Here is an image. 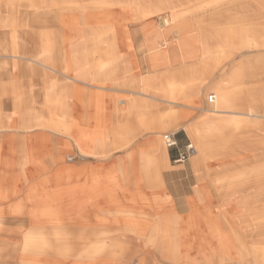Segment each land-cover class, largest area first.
<instances>
[{"label": "bare ground", "instance_id": "obj_1", "mask_svg": "<svg viewBox=\"0 0 264 264\" xmlns=\"http://www.w3.org/2000/svg\"><path fill=\"white\" fill-rule=\"evenodd\" d=\"M217 2L220 6L224 3L223 0ZM70 4L71 20H68V24L66 25H69L70 29L75 33L72 37L73 39L74 37H86L85 35L88 32L83 31V22L93 24L98 29L101 24L106 23L108 21L107 11L109 8L120 10L122 14L118 15V18L124 22L128 18L123 16V13L138 11L146 16L147 13L151 14L160 10L165 11V9L173 6L175 2L174 0H82L81 3L80 0H70ZM232 6L245 9L244 12L242 11V15L240 11L236 12L239 17L244 16V18H249V20L264 18V0H233L231 2ZM72 13H76V15ZM136 18L132 16L129 20H135ZM158 27H163L164 29L160 30ZM152 30L155 34L156 42L152 46L151 51L161 49L164 44L166 47L165 54L169 60V66L166 68L161 79L157 76L151 79L152 88L157 92L161 91L162 99L166 102L178 103L177 101H183L187 103V105L185 104L186 106L201 111H208L211 115L202 119V127L200 129L198 128V124L185 125L182 123L186 115L192 114L188 110L185 111L183 108L177 109L167 106L158 109V105L155 104L153 106L155 110L151 112L143 108L145 103L142 99L132 96L127 100L122 99L125 105L123 108V115L125 116L124 121H122L123 123L107 130L110 134L116 133L117 140L112 144L117 145L116 148H122L134 140L139 134L134 125L139 124L146 130H159L166 128L168 123L172 121L170 119L162 121V119H167L168 117L174 119L176 115H179L181 116V118L179 117L181 120H178L179 122L177 121L175 124L177 126L182 125L189 136L188 138L194 144L192 146H195L198 151V155L193 161V168L195 171L204 168L203 170L205 171V175L196 173L198 182V185L194 189L196 196L199 194L204 195V190L211 187L220 189L224 182H227L230 189V191L228 190L229 196L243 193L244 188L252 183H257L263 187L264 156L261 155L259 158V156L255 155L256 162L252 163V169L249 171L239 168L243 166V161L238 164V168L231 163L223 161L226 155H232L240 149H248L254 152L261 146H264L263 139L251 135L254 128L264 131V122L257 120V117L263 116L260 115L262 112L256 107L251 106L242 93L243 76L247 75L254 67L253 60L255 57L247 56L235 61L225 72L227 76L221 77L216 84L208 88L213 91L212 94L215 96L214 102L209 103L208 108L201 106L200 93L191 92L192 89L196 88H191L190 86L196 83L194 74L197 69L210 71L215 64L221 62L225 55L224 52L228 47H232L236 51L263 47L264 33H251L249 35L248 31L245 30L230 34H216L214 32L203 34L199 32L190 33L192 25L188 19L180 18L170 13L160 16L157 20V26ZM88 36L97 38L99 34H90ZM21 41L26 40L23 39ZM232 41L233 43H231ZM84 48L85 46L82 45H70L69 52L74 54L80 52L86 53ZM23 51L21 50V52ZM257 57L260 58L259 55ZM33 58V60L31 59L32 62H28L25 67L27 70L38 72L40 69L31 64L42 66L44 65V60L41 59V56ZM209 63L213 65L212 68ZM100 66L103 68L104 64ZM58 68L65 75L66 80L59 81V84L56 86L51 85L49 88H46L43 105L52 116L57 115L58 119L56 124L49 125L48 123V127L54 130L61 129L63 133L70 137V133L75 132L74 127H76L75 125L74 127L71 126L73 120L70 121V117H73V114L62 106L55 96V92L60 86L61 91L58 93V96H70V76L63 72V70L69 72V68L64 69L59 65ZM208 95L206 96V101ZM56 108H58L59 113L56 112ZM25 112L27 115L31 114L30 107H27ZM134 112L135 114L132 116ZM7 115L2 116L3 120ZM31 116L29 115L30 119L16 126L14 123L9 127H14V129L28 127L31 120L39 121L40 119V116ZM242 128H246L243 130H247V134H244ZM71 136L75 138L76 144L79 145L81 152L84 154L99 155L110 152V142L105 143L102 140H94L97 137L95 132L92 134L89 132L85 133L82 126ZM38 139L42 143L39 147L35 144L32 154L28 152L25 144H13L12 146L13 151L28 154L27 158L21 163L22 172H27L32 164H36V168L39 170H45L50 168L52 164L62 161V151L58 145L53 146L52 141L46 136H39ZM40 147L44 150L54 148V152L58 153V155L53 153V155L44 159L35 157V150ZM47 153L49 155V151ZM208 160H215L219 163L218 171L221 174L217 178L209 176L208 169L205 167V162ZM1 161L3 162L2 164L6 165L10 163L8 157H5ZM110 167L111 169L104 173H89L88 177L90 181L82 185V187L86 188L87 195L91 197L90 207L97 211L92 215V222H90V217H86L81 211L72 215L68 213L67 209L61 208L59 203L52 199L50 191L42 184L39 186L32 185L24 192L23 198L26 202L27 217L22 218L23 222L18 228L22 227L24 223L27 226L24 228L25 230L22 233L21 239L14 235V228L6 227L8 217L5 214L9 213L11 205L7 206L8 208L5 212L0 210V235L3 232H8L9 235L15 236L14 245L9 250V258L13 257L16 259V262H20L21 264H58L60 262L94 264L99 259L101 249L93 248L87 253L74 254V251L72 252L69 248V235L66 231V226L68 225L66 222L69 221L70 225L75 228H84L92 223L97 225L94 228H98V225H103L107 221H109V224L111 222L118 223L123 230L131 231L141 239H144L146 231L149 230L150 234H153L154 237L153 239H146V244L161 248L162 252H172L179 255V253L187 252L190 249V244L184 237V226L187 224L191 230L201 231L202 228L200 229L197 226L203 219L206 221V229H208L209 233L223 250H235L231 248L230 241L228 240L230 233L223 229L216 217L214 206H204L198 209L196 208V202L193 198L189 197L185 201L187 212L183 214L177 209L173 197L166 191L163 172L170 168V161L166 147L160 137L156 136L148 146L138 145L134 151H130L127 155L116 157L110 164ZM18 178L20 179L21 175H18ZM70 178V164L65 163L58 164L51 175L46 177V179H52L57 184L56 187H58V184H70ZM202 182H205V184H202ZM111 184L116 185L118 192L116 193L115 190L113 191L115 194L112 192L108 196L107 199L110 205L113 206V211L112 207H109L111 210L107 208V215H105L102 212L103 201L96 199L98 196L96 191L100 185H104L106 186L104 188L108 189ZM14 188L5 187L0 178V200L7 201L11 196L13 197L16 194V189ZM259 188H257L254 194H261ZM144 189L150 192V197L144 192ZM160 194L164 197L160 198ZM118 196L125 198L130 204L139 203L140 205L149 207L153 213L152 217L145 215L142 211L137 210L138 212H136V209L129 208L127 207L128 205L118 203ZM94 197L95 199H93ZM245 203L248 204L246 201ZM63 214H66L65 218L62 217ZM251 230L248 229L247 231L250 233ZM102 231L100 230L101 233ZM93 234L97 235L98 233ZM108 253L103 261L111 259Z\"/></svg>", "mask_w": 264, "mask_h": 264}, {"label": "rangeland", "instance_id": "obj_2", "mask_svg": "<svg viewBox=\"0 0 264 264\" xmlns=\"http://www.w3.org/2000/svg\"><path fill=\"white\" fill-rule=\"evenodd\" d=\"M217 1L219 0H174L175 4L170 8L165 9V11L160 10L151 14L147 13L146 16H144L143 13H140L138 11L123 13L124 14L123 16L128 18V20L124 22L122 20L120 21L118 18V15L122 14L120 10L109 8L107 11L108 21L103 25L101 24L99 29L93 24L83 22L82 29L84 32H88L85 35L86 37H84L85 38L84 42H91L90 38L93 36H88V35L99 34V37L101 36L119 37L123 40L122 44L119 43V45H115L114 40L105 39V41L103 42H107L108 44L106 45L98 46V44L95 45L90 44L84 46L86 48V51L88 52H91L90 49L92 50V48H95V50L98 51L97 53H104V54L107 48L114 47L115 48L114 56L118 57L119 55L117 54L120 53L121 51L125 53V51L120 49L131 48L129 44L131 34L126 29V25L129 23L139 24L138 32H139V36L142 37V40L140 45L138 46V51L144 54L145 61L149 64L150 70L149 72H147V74L145 75L139 74L138 76L142 77L143 79H146L147 77H152L155 74V76L161 79V77L164 75L163 71L159 72L162 69V67L160 66L154 68L149 59L150 54L147 52L148 47L154 43V40L153 39L147 40L146 35L150 30H152V28L157 26L158 18L160 16H163L165 13L174 14L179 16L180 18H187L190 24L192 25V31L190 33L199 32L203 34V33L214 32L216 34H221V33L230 34L233 32H239L243 30L248 31L247 33L249 35L251 33H264V18L259 20H249V18H244V16L239 17L236 12L240 11L241 12L240 14L242 15L245 9L236 8L234 6L231 7V2L233 0H223L224 3L221 6L217 4L218 3ZM80 2L82 3V0H80ZM72 14L76 15V13H72ZM132 16L137 18L135 20H129ZM68 20H71L70 16L67 19H65L66 23L63 20L59 19L60 23L63 24H68ZM159 29H161V27H159ZM74 35L75 33L70 29V40ZM231 43H233V41ZM224 53L225 55L224 58L221 60V62L215 64L214 66L211 65V63H209L211 68L213 66L212 69H217L214 70L213 73L210 74L208 73V71H204V74L202 73L201 76H199L201 70L197 69V71L194 74L196 83L190 86L191 88H196V89L194 90L192 89L191 92H196V90L202 89L201 79H203V83L209 82L208 84H210L217 77L219 80L221 77L227 76L225 72L235 61L243 59L244 57L247 56H252L255 57L253 60L254 67L250 72H248L247 75L243 76L244 81L242 85V93L246 101L251 106H254L257 109H259L262 112V114L260 115L264 116V46L258 49L253 48V49H245L238 51L232 49V47H228ZM87 54L78 55L79 57L77 56V59L75 60V65L79 64L80 61L82 62L85 61L89 63V59L91 55L89 56ZM258 55L260 58L257 57ZM106 56H107L106 58L109 59V56L108 55ZM78 59H83V60H78ZM58 65L60 67H63L64 69L69 68V72L63 70V72L66 75L70 73V62L58 61ZM124 66H126V64H123V67ZM126 72H129V68L127 71L117 69L116 73L110 77L109 81L107 83H103L102 85L105 86L108 84H113L122 88L123 90L132 91L131 92L132 94L120 96L121 99L127 100L128 98L133 96L134 91H139V89H137V87H127L121 84L126 80L127 81L131 80L134 83V86L136 84L137 76L130 74L127 75ZM28 73L33 75V74L41 73V71L35 72L28 70ZM86 80L91 81L88 78ZM94 84H98V83H94ZM60 88L61 86L58 88V90H56L55 96L57 97V100L60 101L62 106L70 110V106L73 107V105L68 104L67 102L62 100L61 98L62 95L58 96L59 95L58 93H60L61 91ZM141 91L148 92L149 95L153 94V96L157 98V99L155 98V100L153 101L152 99L147 100L143 97H139L138 95H135L140 99L141 98L144 99L143 100L145 103L144 108L146 110H150L151 108L150 104L152 103L153 106L157 104L158 106L161 107L167 106V107H175L177 109L183 108L185 111L187 110L190 111L192 114L186 115V117L183 118L184 121H182V123H184L185 125L198 124L199 125V126L197 125L198 128L201 129L202 119L206 116L211 115L208 111H201L199 109H194L191 107L185 108L184 105L185 104L187 105V103L183 101H177L178 103L162 101L163 99L161 96V91L157 92L154 89L152 91V88L147 85L146 80H144L143 83L140 84V92ZM210 93H213V91L211 89L206 88L205 90L202 91L201 94H199L201 106L204 108H206L204 104H208L207 106L209 107V103H207L206 101V96L207 94ZM157 100H160L161 102H164L166 104L159 105L157 103ZM84 101H85L84 103H87L86 102L87 100ZM124 107L125 105L123 106V108ZM26 109L27 106L24 105L21 102V100L19 101V97H16V101L13 103V110L18 112L19 114L22 113L21 116L23 115L24 118L20 119L18 123H15V126L23 121L28 120L29 115L40 116L39 121L46 120L49 121L50 124H56L58 122L57 115L52 116L44 105L42 109L30 108L31 114L29 115L26 114L25 112ZM56 112L59 113L58 108H56ZM7 114H8L7 112L0 111V157L2 154L6 153L3 152L5 150L8 151V153L10 152L11 154H15V156L8 157L10 159L9 161L10 163L8 165L3 164L4 166L2 168L0 167V178L2 179V182L5 187H10V188L15 187L14 189H16L15 190L16 194L13 197L11 196L10 199L7 201L0 200V203H2V205L0 206V210L3 212L7 210L8 205H11L9 211L10 218H8L6 221V227L11 229L14 228L15 229L14 235H16L17 238L19 239L22 238L23 235L22 233H24L25 230L24 228L25 226H27V224L24 223V225L20 228H18V226L23 222L22 218L27 217L26 214L27 209L25 205L26 202L23 198L24 192L32 185L39 186L41 184L46 186V188L50 191L52 199L55 202L59 203V206L61 208L67 209L68 213H71L72 215L76 214L78 211H81L86 215V217H90V222H92L93 221L92 215L94 212L97 211L96 209L90 207L91 197L87 195V191L85 190L86 188L82 187L80 180L71 181L70 184L68 185L58 184V187H56L57 184L54 183L52 179H46V177L50 176L53 170L55 169V167L60 163H65V164L80 163L77 160L73 162L66 161L68 160L67 157L70 155L67 154V152L70 151V146L73 143L76 146L77 144L73 141L71 137L63 133L61 129L54 130L51 127H45L47 129L43 128V130L48 132L49 136L50 133H59V135L62 136V138L59 140H53L62 149V161L52 164L50 168H47L45 170H39L36 168L37 167L36 164H32L27 172H22L21 163L27 157L21 156L24 153H20L19 151L15 152V150L13 151L12 146L13 144H23V145L25 144L26 147L28 148V152L32 154L33 153L32 149L35 146V143L33 142V135L40 132L42 128L34 127L31 131L25 129H14V127L10 128L9 126L13 125L14 122H10V115ZM134 114L135 112L132 114V116ZM3 115H7L4 117L5 121L2 118ZM263 116L260 118L257 117V120L264 122ZM179 117L181 118V116L176 115L174 119L170 117H168L167 119H162V121L169 119L172 121L168 123L166 128L155 130L157 132V137H160V139H162L161 134L174 133L181 128L185 131L182 125L177 126L175 124V122L181 120ZM89 118L90 117H86V121L83 125L85 127L84 132L97 130L99 138L96 137V139L102 140L103 142L107 143L108 141L104 140V136L107 135L106 131L111 126L106 128L102 124H99L100 128L98 129H96L93 126L90 127L88 126ZM72 119L73 117H70V121ZM121 121H122V117H120L119 115L116 119L115 122L116 124H113L112 126L119 125ZM185 121L187 122L185 123ZM71 126L74 127V125L72 124ZM80 126L74 127V130L77 131V129H79L77 127ZM134 126L136 127L139 133L142 131V130L139 131V127L143 129V127L140 126L139 124ZM243 129L246 128H242V131L244 132V134H247L246 133L247 130L244 131ZM101 131H104V134L101 133ZM111 135L116 138L115 140H117L116 133ZM251 135L263 139L264 141V131H262L261 129L254 128L252 130ZM50 138L52 139L51 136ZM134 140H132L127 146L122 148H116L117 145L112 144L114 141L110 142L109 144L110 152L100 157L103 158L105 156H108L106 159L103 158L104 159L103 163L111 164L113 160L116 158L112 156V154L115 152H121L120 155L125 156L130 151H134L135 148L137 147V146H133ZM189 142L193 144L190 138H189ZM193 148H194V152L189 157V171L191 172V174L189 172H180V173L178 172L175 175L172 174L169 181L170 187L168 193L173 197L177 209L180 210V212H182L183 214L187 212L185 201L189 197L193 198V200L196 202L195 203L196 208L198 209H201L204 206L206 207L210 205L214 206L216 217L219 223L221 224V226L223 227V229L230 233L228 240L230 241L231 248L232 249L234 248L235 250H228V251L226 249L223 250V248L217 244V241L214 240V237L209 233L208 229H206L205 227L206 221L202 219L197 226L200 229L202 228L201 231L191 230L190 228H188L189 226L187 224L184 226V231H183L184 237L185 240L190 244V249L187 252L179 253V255L177 253H172V252H162L161 248L146 244L145 242L146 239H153L154 237L153 234H150L149 230L146 231L147 233L144 239L143 238L141 239L140 237L136 236L133 232L128 230H123L120 227V225H118V223L116 224L111 222L109 224V221H107V223L103 225H98V228H94L95 226L97 227V225H94L93 223L89 224L84 228H75L70 225V221H69L66 222L68 224L66 226L67 227L66 231L69 235L68 243H69V248L72 250V252L74 251L73 252L74 254H79V253L82 254L89 252L90 249L100 248L101 252H99V259L96 262H94V264H264V241H263L264 240V186L262 187L257 183H252L244 188L243 193H240L238 195L232 194V196H229L228 190L230 191V189L227 185V182H224L220 189L211 187L204 190L206 192V193L204 192V195L199 194L198 196H196V193L194 191L195 187L198 185L196 179V173L205 175V171L203 170L204 168L198 169L196 171L194 170L193 161L198 155V151L196 150L195 146H193ZM255 155L259 156V158L261 155L264 156V146H261L257 151L254 152H251L248 149H240L238 150V152H235L232 155L231 154L226 155L223 161L231 163L236 167L240 162L243 161L244 162V164H242L243 166L239 168L244 169L245 171H249L252 169L253 166L252 163L256 162ZM4 158L1 157L0 159L2 160ZM1 160H0V165H2L3 163ZM95 161L96 160H94L93 162ZM88 162L89 161L84 160L81 163H88ZM172 165L174 164L172 163ZM4 167L6 169L7 168L10 169L3 173L2 169H4ZM17 167H19V169ZM205 167L206 169H208V174L211 178H217L218 175L220 176L221 173L220 171H218L219 163L217 161L208 160L207 162H205ZM170 169H171V164L168 170ZM41 171L44 174H42L36 179L33 178L36 172L38 173ZM14 174L16 175L14 178H12L11 176ZM18 175H21L20 179L18 178ZM205 182H202V184L203 183L205 184ZM104 187L106 186L104 185L98 186L96 191L98 196L96 199H98V201H103L102 212L105 215H107V210L108 209L111 210V208L109 207H112V211H113V206L110 205L107 198L110 194H112L113 191L116 190L115 192L117 193L118 190L116 185L113 184H111V186L108 189H105ZM257 188L261 190L260 195L254 194ZM115 192H113V194H115ZM144 192L148 194V196L150 197V192H148L147 189H144ZM163 197L164 196L160 194V198ZM93 199H95V197ZM117 200L118 203L120 202L122 204H125L126 206L128 205L127 207L129 208L136 209L135 210L136 212L142 211V213L150 217H152L153 215L149 207H145L143 205H140L139 203L130 204L125 200V198L121 196H118ZM243 200L248 202V204H246L245 201ZM65 216L66 214L62 215V217L64 218ZM248 229H252L250 233L247 231ZM100 230L101 231L103 230L102 233L100 232ZM92 232L98 234L94 235ZM0 238L3 239V241H1L0 239V264H21L20 262H16V259L13 257L9 258V250L11 246L14 245L15 236L9 235L8 232H3L1 233ZM4 240H8V241L5 242ZM107 252H109L108 256H110L111 259H109L108 261H103L105 259V256L107 255ZM58 264H70V262H65V263L60 262Z\"/></svg>", "mask_w": 264, "mask_h": 264}, {"label": "crops", "instance_id": "obj_3", "mask_svg": "<svg viewBox=\"0 0 264 264\" xmlns=\"http://www.w3.org/2000/svg\"><path fill=\"white\" fill-rule=\"evenodd\" d=\"M69 16L70 0H0V111L7 112L10 115V122L18 123L20 119L24 118L23 115L21 116V114L13 110V103L16 101V97H19V101L21 100L24 105L30 107L31 109H42L44 91L46 88H49L51 85L56 86L59 84V81L66 80V77H64L65 75H63L58 68V61L70 62V73L68 74V76H70V96L62 95L61 98L68 104L73 105V107L70 106V111L74 117V119H72V124L75 126H83L86 121V117H90L88 120V126H93L96 129L100 128L99 124H102L106 128L110 126L113 127L112 125L116 124L115 122L119 115L122 117V121H124L125 116L122 112L124 103L122 102L120 96L132 94V91L123 90L122 88L113 84H108L105 86L102 85L103 83H107L109 81L110 77L116 73L117 69L127 71L129 68V72H126V74L137 76L135 86L131 80H126L125 82L121 83L127 87H137V89H139V91L133 92V96L138 95L139 97H143L147 100H155L153 94L149 95L148 92H140V84H142L144 80H146L147 85L152 88L151 79H153L155 74L152 77H147L146 79L138 76L139 74L145 75L150 70L149 64L145 61L144 54L138 51V46L142 40V37L139 36L138 32L139 24L129 23L126 25V29L131 34L130 43L128 42L131 46V50L120 49L125 51V53L121 51L117 54L119 55L117 57L114 56L115 48L109 47L105 50V54L109 56L108 59L104 53H97L98 51L95 50V48H92V50L90 49L91 52L86 51V53L80 52L74 54L69 52L70 45H106L108 43L103 42L105 39L114 40V44L119 45V43L122 44L123 41L121 38L115 36H101L97 38L91 37V42H84L85 38L79 37L70 40V26L60 23L59 21V19L65 21V19H67ZM163 29L164 28L162 27L160 30ZM146 37L147 40H154V43L147 49V52L150 54V62L154 68L161 66L162 69L159 72L163 71L164 73L166 68L169 66V60L165 54L166 47L163 44L164 48L162 46L161 49L159 48L156 51H151L152 46L156 42L153 30H150ZM23 39L26 41H21ZM84 49L86 50V48ZM21 50L24 51L21 52ZM81 54H87L89 56L91 55L89 63L80 61L79 64L75 65L77 56ZM35 56H41V59L44 60V65L41 66L32 63L31 65L37 66L41 71V73L32 75L28 73L25 65L28 62H32L34 59L33 57ZM101 64H104L103 68L100 66ZM123 64H126V66L123 67ZM214 70L217 69H211L208 71V73L211 74ZM202 73L204 74V71H202ZM202 73L200 72L199 76H201ZM87 78L93 83L89 80H86ZM201 80L202 89L196 90V92L200 91V94L206 88L208 89L209 87L213 86V84H216L218 82V77L210 84H208L209 82L203 83V79ZM84 100H87V103H84ZM157 103L159 105L166 104L160 100H157ZM207 105L208 104H204L206 108H208ZM150 106V110L153 112L155 110L153 104L151 103ZM160 107L161 106H158V109ZM184 107L187 108L189 106L184 105ZM40 121L31 120V123L28 124V127H20L19 129L31 131L34 127H41V131L33 135V142L39 147L42 142L39 141L38 137L46 136L52 141L53 146H57L58 144L53 140H59L62 138V136L59 135V133H50V136L52 137L51 139L48 132L43 130V128L46 126L48 127L47 124H50V122L46 120ZM122 121L119 125L123 123ZM82 128L84 129L85 127L83 126ZM139 130L142 131L135 138L133 146H148L149 143L157 136V132L155 130H144L140 127ZM75 132L70 133V137L74 142L75 138L71 135ZM87 132L88 131L85 133ZM94 132L98 137L99 135L97 130L89 131L91 134ZM101 133L104 134V131H101ZM106 133L107 135L104 136V140L112 142L116 139L109 132L106 131ZM164 134H161L162 140ZM172 134L174 135L177 145L172 148H167L165 146L171 164V169L163 172V177L168 192L170 187L169 181L172 174L175 175L178 172H189L191 174L189 171V158L184 162H181L182 164L174 162V160L177 158L178 150L183 148V146L189 142V138L182 128L178 129ZM94 140L99 141V139L96 138ZM48 151L49 155L47 153ZM3 152H6L5 154L1 155L3 158L15 156V154H11L10 152L8 153L6 150ZM53 153L58 155V153L54 152V148H47L44 150L40 147L35 150L34 155L35 157L44 159L45 157L47 158L48 156L53 155ZM67 154H70L69 156L74 157L72 161L66 160L67 162H73L76 160L80 162L70 164V182L80 180L81 185H85L90 181V178L88 177L89 173H104L111 169L110 164L103 163L104 159H106L108 156L103 157L104 159L100 158L101 156L106 155L105 153L99 155L84 154L81 152L79 145L76 146L73 143L70 146V151H68ZM120 154L121 152H115L112 154V156L118 157ZM21 156L27 157L28 154L24 153ZM84 160L89 162L81 163ZM94 160L96 161L93 162ZM172 163L174 165H172ZM3 166V164L0 165L1 168ZM17 168L19 169V167ZM9 169L10 168L6 169L4 167V169H2L3 173ZM42 174H44L42 171L38 173L36 172L33 178L36 179ZM15 175L16 174L10 176L14 178ZM1 205L2 203H0V206ZM5 215L10 218L9 213H6Z\"/></svg>", "mask_w": 264, "mask_h": 264}, {"label": "built area", "instance_id": "obj_4", "mask_svg": "<svg viewBox=\"0 0 264 264\" xmlns=\"http://www.w3.org/2000/svg\"><path fill=\"white\" fill-rule=\"evenodd\" d=\"M215 99L214 94H209L207 97L208 103H213ZM164 144L167 148H172L177 145L174 135L172 133H166L163 136ZM194 152V148L190 142L185 144L183 148L179 149L177 152V158L174 160L176 163H181L187 160ZM74 159L73 156L68 157V161H72Z\"/></svg>", "mask_w": 264, "mask_h": 264}]
</instances>
